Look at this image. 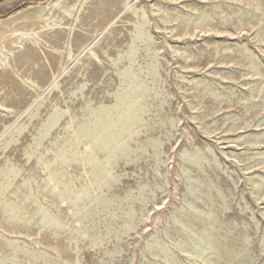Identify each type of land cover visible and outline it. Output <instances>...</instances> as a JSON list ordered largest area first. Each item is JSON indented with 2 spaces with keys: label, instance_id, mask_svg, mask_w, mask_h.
<instances>
[{
  "label": "rangeland",
  "instance_id": "obj_1",
  "mask_svg": "<svg viewBox=\"0 0 264 264\" xmlns=\"http://www.w3.org/2000/svg\"><path fill=\"white\" fill-rule=\"evenodd\" d=\"M0 264H264V0L1 1Z\"/></svg>",
  "mask_w": 264,
  "mask_h": 264
},
{
  "label": "water",
  "instance_id": "obj_2",
  "mask_svg": "<svg viewBox=\"0 0 264 264\" xmlns=\"http://www.w3.org/2000/svg\"><path fill=\"white\" fill-rule=\"evenodd\" d=\"M1 1H4V0H0V2H1Z\"/></svg>",
  "mask_w": 264,
  "mask_h": 264
}]
</instances>
